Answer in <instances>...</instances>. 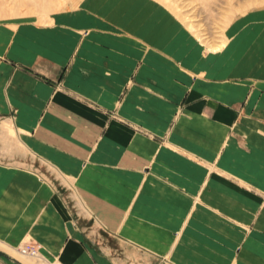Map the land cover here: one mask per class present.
I'll return each instance as SVG.
<instances>
[{"label": "crops", "instance_id": "0c3cea01", "mask_svg": "<svg viewBox=\"0 0 264 264\" xmlns=\"http://www.w3.org/2000/svg\"><path fill=\"white\" fill-rule=\"evenodd\" d=\"M243 19L226 29L225 44L231 37L234 40L227 52L218 56L219 69L207 64L209 54L191 36L181 41L188 53L186 59H180V52H168L171 60H167L146 48L140 51L141 41L137 43L126 36L122 39L115 33L118 29L111 28V22L96 19L90 26L94 28H90V35L79 44L70 71L59 76L63 90L75 92V97L57 90L47 79L65 68L79 35L75 45L67 46L35 37L34 29L30 35H20L18 30L0 26V150H10L16 154L10 157L18 159L11 166L0 164V250L3 251L1 246L11 249L34 244L45 261L106 264L105 259L100 262L85 247L76 225L79 219L74 220L64 205L63 196L69 191L95 214L91 228L107 229L120 245H126L122 238L129 237L158 249L169 243L174 229L191 223L193 218L186 221L189 212L209 213L210 221L215 223L222 222L221 214L237 218V213L248 212L251 221L247 223L255 230L264 229V204L260 206V198L249 190L264 192V92L250 93L244 107L238 110V102L244 99L242 87L222 82L212 85L205 78L264 79V69H250L264 65V22L258 29H247L243 28ZM118 25L122 34L129 33L122 24ZM78 27L83 28L82 24ZM109 31L115 39L111 40ZM144 31L139 29L137 34L143 37ZM126 45L129 50H125ZM91 49L96 56L85 60ZM131 55L142 61L135 81L143 85L145 98L151 85L159 95L168 94L171 87L174 93L170 97L176 99L189 88L190 75L205 71L204 76L195 74L193 87L197 92L188 99L196 93L201 96L196 107H206L208 118L200 120L198 109L195 114L186 110L178 117L174 115L172 125L170 105L162 107V101L152 98L141 102L136 97L138 92L132 89L123 99L122 114L129 116L131 107L140 108L146 119L138 121L150 122V129L157 137H166V141L132 137L126 126L111 120L105 110L115 106L118 94L130 81L135 64L131 63ZM92 59H98V64ZM108 66L111 69L106 71L111 72L114 83L105 77ZM153 67L155 76L148 79V85L147 78L141 75ZM109 91L113 94L109 95ZM94 103V109L87 106ZM192 106L194 110L195 104ZM19 163L39 167L53 182H42L33 172L20 168ZM145 166L149 170L142 173ZM195 196H200L202 202L194 210ZM136 228L152 231L148 235ZM115 230H120L121 236L115 235ZM227 230L228 227L226 236ZM125 251L126 260L120 259L125 263L137 257L146 260L147 255H136L133 248ZM210 254L208 249L200 259L193 260L187 250L180 249L174 252V258L185 264H225L222 259L209 258ZM244 258L241 252L239 260ZM2 261L0 255V264ZM10 263L18 264L12 260Z\"/></svg>", "mask_w": 264, "mask_h": 264}, {"label": "rangeland", "instance_id": "374dc122", "mask_svg": "<svg viewBox=\"0 0 264 264\" xmlns=\"http://www.w3.org/2000/svg\"><path fill=\"white\" fill-rule=\"evenodd\" d=\"M100 18L107 19L111 22V28L118 29L115 33L120 36L122 35V39H125L126 36L137 43L141 41L142 49L140 51L146 48V51L156 52L163 57L166 56L165 58L167 60H171L168 52L175 53L174 55L180 52V59H186L188 53H185L181 41H183L185 37L191 36L201 44V46L198 44V47L200 46L202 50L206 52V55L209 54L207 64H210L212 69H219L220 66L218 65H221V63L218 56L224 55L227 52L228 45L233 43L232 41L234 40V38L231 37L227 39L225 44L227 27L229 26V28H232L236 20L244 18L243 20L245 23L243 28H260L259 25L264 22V0H0V26L2 28L15 31L18 30L20 35H30L34 29L35 37L49 38L52 44L59 42L61 44L66 43L67 46L75 45L76 37L79 35L77 45L73 47L72 56L67 60L65 68L59 69L55 76H50L49 79L46 78L50 83L56 86L57 90L60 89L62 91H64V88L61 87L63 81H59V76H64L66 73L68 74L75 60L77 48H79V46L84 43L85 38L90 35V30L94 29L90 27L91 24L93 23L94 25V21ZM247 18L250 19L247 20ZM79 23L80 25L78 26L82 24L83 28L76 26V24ZM118 24H122L123 29L129 33L126 35L122 34L121 30H119L120 25ZM111 28H108V30L114 31L111 30ZM139 29H141V33L142 30H145L143 37L137 34ZM110 31L109 34L111 35V40H113L115 38ZM120 36L117 38H121ZM137 45L138 44H136V46ZM192 46L193 44H191V47ZM129 49L130 46L126 45L125 50ZM131 50L135 51L132 47ZM209 50L217 52H213L214 54H212ZM87 54L88 55L84 56L85 60L86 58L90 60V57L93 58V56H96V52L92 51V49ZM131 57V63L135 64L131 71L130 81L124 84L120 94H118V100L115 106L105 111H108L111 120L122 124V126H126L130 130L132 137L145 136L150 140L158 139L160 141H166V137L162 135H158L159 137H157L155 132L150 129L152 128L150 127V122L146 121V123H143V121H138L142 118L143 120L146 119L141 114L143 112H141L140 108L131 107V114L129 116H124L121 111L123 99L130 90L134 89L138 92L136 97L141 102H143L144 99L150 100L152 98L153 100L157 99L156 101H162V107H164V105H170L172 107V119L170 123L174 125V115L178 117L186 110L193 111V114L196 113L198 109L196 103L199 102L198 99H200L201 96H198L196 93L194 98H188L191 94L197 92L196 88L193 87L197 78L196 75H199V77L202 75L204 76L206 72H197L195 73L196 75H190L191 84L189 88L174 99V97H170V93H174V90L170 91L171 87H168L170 90H167L169 95L164 93L163 95H159L160 93H157L152 88L153 86L150 85L148 79L154 78L155 74L152 76L154 67L146 68L144 72L146 75H141V77L147 78L148 85H150L149 96L145 98L142 94L143 85L135 81L141 66H143L142 61L135 60V56L133 55H131ZM93 61H95V65L98 64V59ZM226 64L228 65L227 62ZM110 69L109 66L105 68V77H110L111 72L106 71ZM250 69L260 71L264 69V65L259 67L253 66ZM94 71L96 72V74H94V80H96L98 70L95 68ZM205 78H208L209 80L206 82L212 85L222 82L224 84L238 85L239 88L242 87L243 92H241V94H243L242 97L244 99L238 102V110L244 107L243 105L250 93L253 91H258L260 93L264 92V79L254 76L219 79L211 75ZM108 81L110 83L116 82L113 76L108 78ZM102 82L103 80L101 78L100 83ZM100 89L105 90L103 88ZM64 92L66 94H72L73 97L76 95L73 91L70 92L65 90ZM112 94L113 93L109 91V95ZM187 94H189V96H187ZM204 101H206V99H204ZM201 103H203V101ZM193 104H195L194 110ZM139 105L140 104L137 106ZM87 106L94 109L95 103L93 105L87 104ZM188 107H191V109H187ZM206 109V107L203 109L201 106V110H197L198 113L196 114H199L200 120L208 118L205 113ZM162 110L165 111L166 109ZM156 118H158V116H156ZM154 124L156 123L154 122ZM6 128L9 134L12 135L13 131L12 129H8L9 125H6L5 129ZM9 151L10 150H0V164L3 166H11L13 165L12 163H18L17 158L13 156L10 157L16 154L9 153ZM18 165L20 168L36 174L42 182L51 184L52 180L50 181L49 177L39 170V167L35 165L31 166L27 163H19ZM148 170L149 167L145 166L142 173H147ZM249 190L260 198V206L264 204L263 191L254 188H250ZM69 192L63 196L64 205L68 211L73 213L74 220L75 217L79 219L76 225H78L82 232V239L84 240L85 247L89 248L93 252L92 254L95 258L102 263V260L105 259L106 264H185V261L182 260V262L174 258V252L184 249L189 252L191 259L198 260L202 257L203 252L209 249L212 253L209 258H213L214 260L222 259V261H225V264H264V229L255 230L247 223V221H251V214L248 212L237 213V218H232L230 214H221V223L210 221L209 213L189 212V218L187 217L188 220L186 219V221L189 222L190 219L193 218L191 223H186L185 227L181 229H174L169 243L157 246L158 249H156L154 245L146 246L139 244L129 237L122 238L126 245H120L116 243L119 242L118 239L108 235L109 231L107 229L91 228L92 222L95 221V214L84 204L77 194H74L73 191L72 194ZM200 202H202L200 196H195L192 199L194 210ZM255 215L258 216L260 213ZM89 220L90 224L87 223ZM195 220L197 221L195 222ZM213 224H216L215 228H213ZM225 226L228 227L227 236L225 235V230L227 229V227L224 228ZM143 230L142 228H136L137 232ZM178 230L180 232H178ZM151 231L152 230H148V233L147 231H143V234L149 235ZM114 234L121 236V231L115 230ZM21 245L22 244L14 246L11 249L7 246H1L3 250H0V255L3 257L2 264H11L10 260L18 264H63L57 260L50 262L45 261L42 256L33 258L19 253L21 252L19 250ZM128 248H133L134 251L137 252L136 255L142 253L147 255L146 260H141L137 257V259L134 260H127V263L121 261L122 259L126 260L124 251ZM109 249H111V253H108ZM190 251L192 252L190 253ZM241 252L245 253V260L243 261L239 260ZM254 257H256V259H252ZM221 264H224V262Z\"/></svg>", "mask_w": 264, "mask_h": 264}, {"label": "built area", "instance_id": "2783aa9c", "mask_svg": "<svg viewBox=\"0 0 264 264\" xmlns=\"http://www.w3.org/2000/svg\"><path fill=\"white\" fill-rule=\"evenodd\" d=\"M22 254L28 255L33 258L40 257L39 248L34 244H24L19 247Z\"/></svg>", "mask_w": 264, "mask_h": 264}, {"label": "bare ground", "instance_id": "6f19581e", "mask_svg": "<svg viewBox=\"0 0 264 264\" xmlns=\"http://www.w3.org/2000/svg\"><path fill=\"white\" fill-rule=\"evenodd\" d=\"M218 49H220V48H218ZM21 253V252H20ZM25 255V254H24Z\"/></svg>", "mask_w": 264, "mask_h": 264}]
</instances>
